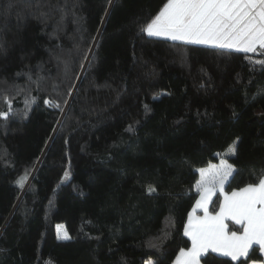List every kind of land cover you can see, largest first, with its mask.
<instances>
[{
    "label": "trees",
    "instance_id": "trees-1",
    "mask_svg": "<svg viewBox=\"0 0 264 264\" xmlns=\"http://www.w3.org/2000/svg\"><path fill=\"white\" fill-rule=\"evenodd\" d=\"M12 2L0 0V264H174L199 197L171 192L175 174L192 186L223 159L232 193L264 173V68L249 59L264 55L147 36L167 0Z\"/></svg>",
    "mask_w": 264,
    "mask_h": 264
},
{
    "label": "snow or ice",
    "instance_id": "snow-or-ice-1",
    "mask_svg": "<svg viewBox=\"0 0 264 264\" xmlns=\"http://www.w3.org/2000/svg\"><path fill=\"white\" fill-rule=\"evenodd\" d=\"M14 7L10 0L9 10ZM141 30L149 37L245 54L257 53L259 49V54L264 55V0H167L163 9ZM249 59L264 68V59ZM3 118L7 119V114H3ZM237 143L238 138L229 146L228 154L236 155ZM235 171L233 165L223 159L219 166L199 170L196 189L200 200L184 230L192 240V247L180 252L176 264H200L199 258L209 249L230 256L234 261L246 257L254 244L264 251V173L257 184H249L228 195L224 193V185ZM67 175L65 173V177ZM24 182L25 178L18 180L21 187ZM155 191L154 187H148L149 194ZM217 191L224 194V202L219 212L211 215L208 205ZM197 209L202 210V217L195 216ZM227 221L238 225L240 231H229ZM58 238L70 240L71 236L66 231L60 235L58 230Z\"/></svg>",
    "mask_w": 264,
    "mask_h": 264
},
{
    "label": "crops",
    "instance_id": "crops-1",
    "mask_svg": "<svg viewBox=\"0 0 264 264\" xmlns=\"http://www.w3.org/2000/svg\"><path fill=\"white\" fill-rule=\"evenodd\" d=\"M159 38H160V37H159ZM258 50H259V49H258ZM219 163H220V162H219ZM219 163H217V164H219ZM214 165H216V164H214ZM207 168H208V167H207ZM199 174H200V172H199ZM188 176H189V171H179V172H177V173L175 174V176L173 177V179L171 180V183H170V190H171V192H173V193H178V192H176V191H178V190L180 189V188H178V186H177V183H178L177 178H178V177H183V181H182V179H180V181H179V182H181V185H183L185 182H187V184H188V178H189ZM230 177H231V176H230ZM230 177H229V178H230ZM229 178H228V180H229ZM199 180H200V178H199ZM199 180H198V181H199ZM198 181H197V182H198ZM227 183H228V181H227ZM227 183H226V184H227ZM226 184L224 185V192H225ZM181 185H179V186H181ZM196 185H197V183L194 184V185H192V186H189V187L186 186V187H188L189 191L196 193L197 190H195V188H194V187H196ZM177 189H178V190H177ZM174 191H175V192H174ZM239 191H240V190H239ZM197 193H199V192H197ZM218 193H220L221 196H222V198H221V202L224 200V194L221 193V192H219V191H217V192L212 196V199H211V201H210V203H209V205H208L209 214H211V215H213L214 213H211V212H210V207H211V205H212V202H213L215 196H216ZM227 194H228V193H227ZM230 195H231V193H230ZM198 200H200V193H199V197H198L197 201H198ZM197 201H196L195 205L193 206L191 212L189 213V216H190V215H193V209L196 208ZM189 216H188V218H189ZM195 216H197V217H202V216H203V212H202V210L197 209V211H196V213H195ZM227 222L229 223V221H227ZM231 222H232V221H231ZM187 225H188V219H187V222H186V224H185V228L187 227ZM237 226H238V225H237ZM185 228H184V230H185ZM229 231H231V230L229 229ZM235 231H236V230H235ZM237 232H239V231H237ZM185 236H186V235H185ZM187 237L191 240V238H190L189 236H187ZM254 246H258V247H260L258 244H254V245L250 248V250H251ZM191 247H192V240H191ZM191 247H190L189 249H186V250H183V251H188V250L191 249ZM250 250H249V252H250ZM208 252H213V251H212L211 249H209V250L207 251V253H208ZM207 253H206V254H207ZM213 253H216V254H218V255H222V254L219 253V252H213ZM261 253H262L263 257H264V251L261 250ZM206 254H204V255H206ZM204 255H202V256L199 258V260H200V264H202L201 258H202ZM179 256H180V253L178 254L177 258L175 259L174 264H176L177 259H178ZM222 256H224V255H222ZM226 257L231 258L230 256H226ZM241 258H243V257H241ZM241 258H240V259H241ZM231 259H232V258H231ZM236 261H238V260H236ZM252 264H264V263H258V262H255V263H252Z\"/></svg>",
    "mask_w": 264,
    "mask_h": 264
},
{
    "label": "rangeland",
    "instance_id": "rangeland-1",
    "mask_svg": "<svg viewBox=\"0 0 264 264\" xmlns=\"http://www.w3.org/2000/svg\"><path fill=\"white\" fill-rule=\"evenodd\" d=\"M160 38H162V37H160ZM220 163H221V161H220ZM220 163L219 164H216L217 166H219L220 165ZM189 177V176H188ZM180 179H182V181H183V177H178L177 178V181H178V183H177V186H178V188H180L178 191H176V192H180L184 187H186V186H188V184H187V182H185L183 185H181V182H179L180 181ZM179 185H181V186H179ZM189 187V186H188ZM195 188V190H197L196 189V187H194ZM175 192V191H174ZM224 193H227V192H224ZM228 195H230V193H228ZM223 202H224V200L221 202V205L223 204ZM220 205V206H221ZM220 209V208H219ZM219 212V210L216 212V213H218ZM216 213H214L213 215H215ZM228 223V222H227ZM228 225H229V223H228ZM58 230H59V234L60 235H62L65 231H66V229H65V227H64V225H58L57 226V236H58ZM67 232V231H66ZM69 235V234H68ZM60 240H62V239H60ZM148 264H153V261H150Z\"/></svg>",
    "mask_w": 264,
    "mask_h": 264
}]
</instances>
